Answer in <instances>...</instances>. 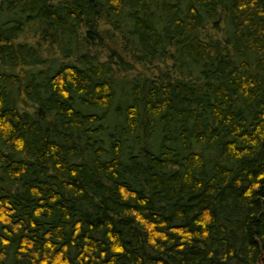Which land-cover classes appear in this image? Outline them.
<instances>
[{
    "label": "trees",
    "instance_id": "16d2710c",
    "mask_svg": "<svg viewBox=\"0 0 264 264\" xmlns=\"http://www.w3.org/2000/svg\"><path fill=\"white\" fill-rule=\"evenodd\" d=\"M264 264V0H0V264Z\"/></svg>",
    "mask_w": 264,
    "mask_h": 264
},
{
    "label": "rangeland",
    "instance_id": "374dc122",
    "mask_svg": "<svg viewBox=\"0 0 264 264\" xmlns=\"http://www.w3.org/2000/svg\"><path fill=\"white\" fill-rule=\"evenodd\" d=\"M257 264H261V263H257Z\"/></svg>",
    "mask_w": 264,
    "mask_h": 264
}]
</instances>
